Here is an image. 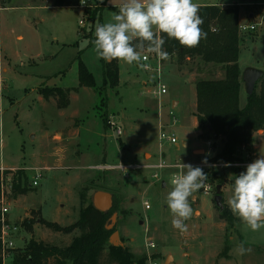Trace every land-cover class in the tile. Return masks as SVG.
<instances>
[{
	"label": "rangeland",
	"instance_id": "obj_1",
	"mask_svg": "<svg viewBox=\"0 0 264 264\" xmlns=\"http://www.w3.org/2000/svg\"><path fill=\"white\" fill-rule=\"evenodd\" d=\"M3 1L0 169L20 171L23 175L19 182L20 187L25 186L23 192L14 197L10 189L6 195L9 221L20 224L15 240L18 249H24L30 239L67 245L71 235L52 233L41 221L61 226L73 223L79 212L89 206L91 193L102 189L114 195L110 213L123 215L115 229L133 264H138L136 258L142 260L139 264H264V228L252 231L228 206L237 175L236 161L212 163L210 159L217 147L212 149L211 140L201 139L198 134L193 115L195 82L190 73L201 71L200 64L188 62L177 66L174 58H169L160 61L158 75L154 53L150 56V70L119 61L117 87L105 88L101 96L93 89L78 87L70 92L67 107L59 109L56 100L44 99L40 90L77 87V57L101 87L100 61L94 45L87 46L95 37L97 18L87 20L79 0H69L71 4L63 6L53 5L54 0ZM87 3L102 5L103 24L111 20L113 12H118L122 0ZM250 11L251 7H243V15ZM261 22L256 16L240 24L255 26L254 30L239 29V63L244 69L251 65L264 69V22ZM145 53L146 50L142 55ZM162 85L166 93L157 97ZM239 104L240 107L245 104L243 93ZM172 118L176 121L173 131L177 143L160 145L157 138L160 123H171ZM116 126L121 128L120 135L115 132ZM182 141L187 145H182ZM216 143L220 145L219 141ZM160 153L170 167L156 171L158 178L151 176L154 170L134 168L155 163ZM261 155H264V132L258 130L239 156L241 159L249 156L248 160L253 162ZM174 163L201 167L212 186L208 194L202 189L195 194L194 214L185 221L186 232L173 227V217L165 203L172 188V174L177 170L171 167ZM211 167L225 177L222 202L231 213V223L214 206ZM35 172L40 177L37 185L31 186ZM148 241L155 248L147 250ZM241 244L250 251L241 255ZM108 249L106 244L99 264H116L109 261Z\"/></svg>",
	"mask_w": 264,
	"mask_h": 264
},
{
	"label": "trees",
	"instance_id": "obj_2",
	"mask_svg": "<svg viewBox=\"0 0 264 264\" xmlns=\"http://www.w3.org/2000/svg\"><path fill=\"white\" fill-rule=\"evenodd\" d=\"M0 4H4L0 0ZM69 0H54L53 5H70ZM102 5L86 4L83 14L87 20L97 18L101 24ZM200 16L204 20L202 28L207 32V38L201 40L198 47H182L178 41L164 36L163 49L174 58L177 66L185 65L188 60L198 59L202 63L220 65L223 77L220 79H197L195 87V110L198 134L201 139L211 140V148L217 150L210 159L214 164L219 162H233L241 160L239 152L251 144L253 134L258 130L264 132V69L257 80L254 90L246 94L245 104L240 107V92L243 89L241 70L238 65L239 56V7L230 5L220 8L215 5L200 6ZM95 38V37H94ZM94 40V39H93ZM87 46H90L92 41ZM81 51L78 52L80 54ZM78 86L72 88L43 87L40 94L44 99H55L59 109H64L69 103L70 92L79 87L93 89L102 95L105 88H115L119 82V66L117 60L106 62L99 59L101 65L102 83L98 87L92 73L77 57ZM160 61H164L161 60ZM103 98H101L102 102ZM210 127V131L208 130ZM219 141L220 145H217ZM11 174V192L14 197L21 194L24 187H20L22 172L4 170V174ZM212 181L216 185H223V173L214 167L210 168ZM25 183V182H24ZM215 190V188H214ZM110 212L103 214L95 210L91 204L79 212L73 223L61 226L56 222L42 220L41 223L52 233L71 235L70 242L61 246L30 239L24 249H17L14 264H99V257L108 244L110 231L103 227ZM221 217L228 223L232 216L225 206ZM29 228L28 223H23ZM109 245V244H108ZM115 248V249H114ZM107 257L116 264H133L130 253L122 247L109 245ZM137 263L142 260L136 258ZM1 264V261H0Z\"/></svg>",
	"mask_w": 264,
	"mask_h": 264
},
{
	"label": "clouds",
	"instance_id": "obj_3",
	"mask_svg": "<svg viewBox=\"0 0 264 264\" xmlns=\"http://www.w3.org/2000/svg\"><path fill=\"white\" fill-rule=\"evenodd\" d=\"M80 3L85 5L87 0ZM199 12L200 5L195 0H122L109 22L96 25L94 51L98 59L106 62L117 60L147 69L148 57L142 55L145 50L161 60L169 58L163 49L164 36L186 48L198 47L207 38ZM179 169L171 179L172 188L165 203L173 217V227L186 232L185 221L194 214L195 194L208 189V176L201 167L191 164L181 163ZM228 206L252 231L264 228V155L235 176ZM249 251L243 244L239 246L241 255Z\"/></svg>",
	"mask_w": 264,
	"mask_h": 264
},
{
	"label": "built area",
	"instance_id": "obj_4",
	"mask_svg": "<svg viewBox=\"0 0 264 264\" xmlns=\"http://www.w3.org/2000/svg\"><path fill=\"white\" fill-rule=\"evenodd\" d=\"M89 0H87L88 2ZM80 3V0H79ZM88 4V3H86ZM85 4V5H86ZM85 5H81L80 3V7H84ZM79 24L82 25V20L79 21ZM239 29H242L244 31L246 30H253L254 29V25H242L239 26ZM145 56L148 57L147 61H145V63H147L149 65V67L145 70H150L151 65H150V56L152 55V53H145L143 54ZM156 67L154 68L157 72L158 75L160 74V58L157 57L156 61ZM166 93V87H164L163 85L160 86L156 92V96L157 97H161V95ZM172 114V111H169V115ZM175 119L172 118V122L171 123H164V125H162V121L160 123V128L158 130V143L160 145L167 143V144H176L177 143V138L175 136V133L173 131V126L175 124ZM115 132L116 134L120 135L121 134V128L119 126L115 127ZM249 156L246 159H241L239 161H236L234 163V165L237 168V175H239L242 171L246 170V166L247 164L251 163V161L248 160ZM179 163H174L171 165L172 168H176L177 170L175 171V173L172 174V177L177 174L180 169H179ZM170 167V165L167 163V161L164 158V155L162 153L159 154V158L155 163L152 164H145L142 166H135L134 168L136 169H146V170H154L155 172L152 173V177L153 178H158V174L156 171L158 170H163L165 168ZM38 169H34V171H37ZM40 177V174L35 172V175L33 177V179L31 180L30 185L31 186H36L37 185V178ZM172 179V178H171ZM208 184V189H202V192L204 194H208L211 190H212V186L209 182H207ZM11 189V174H4V170L0 169V261L1 264H14L13 263V259H14V255L16 250L18 249V247L16 246L15 240L17 238V234L19 233V228H20V224H16L13 223L11 221H9L8 218V212H9V204L7 202V198L6 195L9 192V190ZM144 207L147 209L148 208V204L145 202ZM145 248L147 250H151L153 248H155V245L152 241H148L145 244ZM151 264V263H150ZM155 264V263H153Z\"/></svg>",
	"mask_w": 264,
	"mask_h": 264
},
{
	"label": "water",
	"instance_id": "obj_5",
	"mask_svg": "<svg viewBox=\"0 0 264 264\" xmlns=\"http://www.w3.org/2000/svg\"><path fill=\"white\" fill-rule=\"evenodd\" d=\"M263 70L248 66L241 72V81L243 83L244 92L247 95H250L255 87L257 80L262 76ZM208 130L210 131V127L208 126ZM161 186L164 187V182L161 183ZM222 194H221V185L215 186V191L213 194V203L216 207L218 213H222L224 210V205L222 202ZM114 202V195L106 190L97 189L94 190L90 195V204L91 206L103 213L107 214L110 212ZM123 218V215L119 212H114L109 215L106 219L103 227L106 231H110V235L108 238V244L113 247H123V243L120 240V237L115 229L116 223L119 219Z\"/></svg>",
	"mask_w": 264,
	"mask_h": 264
},
{
	"label": "crops",
	"instance_id": "obj_6",
	"mask_svg": "<svg viewBox=\"0 0 264 264\" xmlns=\"http://www.w3.org/2000/svg\"><path fill=\"white\" fill-rule=\"evenodd\" d=\"M195 2L198 3L200 6L215 5V6H218L220 8L227 7L230 5H237L239 7V15H238L239 26H240V24H242V20L252 19L253 17H256V16L259 19V23H262L261 20L264 22V0H208V1L195 0ZM243 7H251L252 8V11L245 14L246 17H244L245 15H243V13H244ZM245 25H247V24H245ZM248 25H251V24H248ZM254 29H255V26H254ZM239 33H240V39H241V31ZM239 51H240V48H239ZM169 58L171 59V57H169ZM164 61H166V60H164ZM188 62H190V63L195 62V63L200 64V70L201 71H196V72H194L193 75L190 73L191 79L194 80L193 82H195L197 79H220L223 77V70H222L220 65L211 64V63L205 64V63L200 62L198 59L188 60L187 63ZM118 64H119V61H118ZM262 64H264V58L262 60ZM238 65H239V68L242 72V70L244 68L239 63V56H238ZM251 67H256V68L262 69V66L260 67L257 65H251ZM195 75L196 76L199 75V78H196ZM242 93L244 94V99H245L246 93L244 92V87H243L242 91L240 92V96ZM194 110H195V106H194ZM182 145L186 146L187 142L182 141ZM164 186H165V184H164Z\"/></svg>",
	"mask_w": 264,
	"mask_h": 264
},
{
	"label": "flooded vegetation",
	"instance_id": "obj_7",
	"mask_svg": "<svg viewBox=\"0 0 264 264\" xmlns=\"http://www.w3.org/2000/svg\"><path fill=\"white\" fill-rule=\"evenodd\" d=\"M111 209H112V208H111ZM110 211H111V210H110ZM111 213H112V212H111ZM111 213H110V214H111ZM117 223H118V222H117ZM117 223H116V224H117Z\"/></svg>",
	"mask_w": 264,
	"mask_h": 264
}]
</instances>
